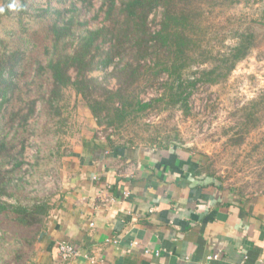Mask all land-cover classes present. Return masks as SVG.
<instances>
[{
    "label": "trees",
    "instance_id": "1",
    "mask_svg": "<svg viewBox=\"0 0 264 264\" xmlns=\"http://www.w3.org/2000/svg\"><path fill=\"white\" fill-rule=\"evenodd\" d=\"M205 1L2 0L0 16L16 15L18 28L0 37V216L39 230L52 207L37 193L27 201L19 196L34 185L28 176L44 161L42 156L23 167L39 103L60 124L67 89H73L76 101L107 132L105 142L114 145V130L140 114L176 106L187 112L199 84L228 78L251 52L255 35L238 30L225 50L203 48ZM194 63L208 66L189 72ZM156 83L161 91L142 99L145 88ZM158 135L151 145L174 143ZM33 240L22 236L19 246L31 249Z\"/></svg>",
    "mask_w": 264,
    "mask_h": 264
},
{
    "label": "crops",
    "instance_id": "2",
    "mask_svg": "<svg viewBox=\"0 0 264 264\" xmlns=\"http://www.w3.org/2000/svg\"><path fill=\"white\" fill-rule=\"evenodd\" d=\"M82 113L78 137L42 162L52 207L24 264H264V189L222 184L185 144L110 145ZM61 241L97 261L61 260Z\"/></svg>",
    "mask_w": 264,
    "mask_h": 264
},
{
    "label": "rangeland",
    "instance_id": "3",
    "mask_svg": "<svg viewBox=\"0 0 264 264\" xmlns=\"http://www.w3.org/2000/svg\"><path fill=\"white\" fill-rule=\"evenodd\" d=\"M203 8V48L213 53L225 50L236 42L234 32L249 29L255 35L251 52L236 64L226 80L199 84L189 96L187 112L177 106L149 109L114 130L115 140L133 145L152 144L159 134L172 144L190 146L205 160V170L222 184L244 190L264 189V0H206ZM17 18L0 16V37L18 28ZM205 66L208 63H194L189 72ZM157 83L146 87L141 98L146 100L160 92L161 83ZM66 98L67 109L60 124L56 123L58 117L47 116L38 102L39 112L29 124L24 168L42 156L45 162L50 159L53 164L58 146L66 144L70 135L77 138L78 128L88 123L82 113L84 104L76 101L73 89H67ZM100 131L103 136L107 133L102 128ZM42 167L41 163L28 176L34 185L19 195L21 199L30 200L36 193L45 196L48 175L42 173ZM10 216H0V264H23L30 248L25 243L19 246V240L32 235L34 228H24ZM22 252L18 259L17 253Z\"/></svg>",
    "mask_w": 264,
    "mask_h": 264
},
{
    "label": "built area",
    "instance_id": "4",
    "mask_svg": "<svg viewBox=\"0 0 264 264\" xmlns=\"http://www.w3.org/2000/svg\"><path fill=\"white\" fill-rule=\"evenodd\" d=\"M147 99H149V98H147ZM100 135H101V133H100ZM101 136H103V135H101ZM125 195H128L127 191L125 192ZM57 253H58V257L63 261H69V260L78 259V258L87 259L92 263L97 261L96 256L82 252L75 245H73L72 243L67 242V241H61L58 244ZM156 254H157V252H156ZM217 257H218V254H209L206 256V261L201 262V264H208V262L210 260L216 259Z\"/></svg>",
    "mask_w": 264,
    "mask_h": 264
}]
</instances>
